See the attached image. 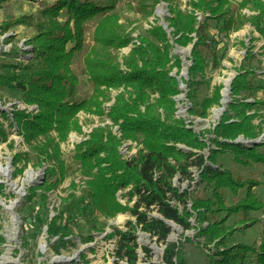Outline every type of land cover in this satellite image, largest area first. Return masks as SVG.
Segmentation results:
<instances>
[{
	"label": "trees",
	"instance_id": "trees-1",
	"mask_svg": "<svg viewBox=\"0 0 264 264\" xmlns=\"http://www.w3.org/2000/svg\"><path fill=\"white\" fill-rule=\"evenodd\" d=\"M8 1L0 0V8ZM180 2L140 0L137 6L144 18L151 16L160 3L166 4L168 16L164 18L166 28L157 22L150 23L135 37V42L113 10L116 0H54L40 6L36 15L23 14L1 23V33L18 24L33 25L35 29L28 41L33 48L31 59L22 65H7L8 70L0 73V88L39 108L35 114L14 113L19 132L34 151L36 161L39 156L47 155L51 147L52 153L48 156L56 159V168L62 174L65 166L57 153L58 144L49 132L55 130L63 140L69 130L78 128L75 116L79 111L104 115L102 103L111 100V90L117 91L106 117L117 127L119 137L110 125L95 127L72 155L81 174L89 178L81 193L71 194L58 217L48 223V234L56 237L55 252L66 242V225L72 216L90 220L97 211L106 218L127 212L133 220H127L124 229L113 228L107 235L116 237L114 264H137V249L149 258L150 249L137 243V230L164 245L162 264H180L181 243L168 240L172 227L165 220L183 231L195 229V236L214 245L215 251L208 255L206 264H264V222L257 245L227 244L232 230L258 222L257 214L264 213V202L255 191L259 185L264 187V141L248 145L233 142L238 136L257 138L264 121V115L259 113L264 100L254 97L256 92L264 90V84L257 79L251 64L256 58L253 47L245 48L246 54L235 68L227 110L211 129L201 133L186 127L184 119L176 117L174 97L182 91L171 71L176 69L177 74L181 61L170 53L173 44L191 46L190 65L186 69L188 79L180 80L187 88L185 94L190 103L187 113L206 118L221 97V85H210L207 72L219 68L226 56L223 38L249 23L264 39V0L237 3L188 0L185 8H181ZM242 9L251 13H243ZM94 20H97L94 44L82 59L91 96L68 101L67 88L77 82L71 68L72 58L83 47L86 23ZM129 44L128 53L119 58L118 51ZM218 48H223L219 55ZM260 116V121L254 123ZM203 133L214 135L208 139L214 148L208 147L207 157L202 152L207 143L199 136ZM0 137L5 139L3 129ZM39 137L43 141L32 145ZM123 140L140 145L128 159H122L118 150ZM178 144L188 149L179 148ZM222 153H228L243 169L260 167L263 181L253 176H234L218 161ZM192 167L198 172L201 195L190 196L188 189L180 190L173 181L178 177L180 182L190 183ZM54 171L55 168H50L45 174L49 176ZM126 187L129 190L123 205L116 201L115 192ZM226 193L231 195L229 204H226ZM152 209L158 217L149 216ZM192 217L196 224L191 223ZM231 218L237 220L230 225ZM91 238L89 233L84 239ZM145 264L155 263L146 260Z\"/></svg>",
	"mask_w": 264,
	"mask_h": 264
},
{
	"label": "rangeland",
	"instance_id": "rangeland-1",
	"mask_svg": "<svg viewBox=\"0 0 264 264\" xmlns=\"http://www.w3.org/2000/svg\"><path fill=\"white\" fill-rule=\"evenodd\" d=\"M54 0H10L5 2L0 8L1 23L15 19L20 15H36L40 6L52 3ZM140 0H116L114 11L119 15V22L122 23L127 32H131L134 37L132 42L136 41L137 35L148 28L150 23H160L168 16L165 3L156 5L153 13L148 18H144L137 4ZM181 8L186 7L188 0H180ZM239 0H231L237 3ZM147 3V2H145ZM162 10L161 15H157L156 9ZM243 13L250 14L247 9H242ZM201 18V17H200ZM97 20L86 23L84 29V43L80 51L73 55L71 68L76 75V84H70L67 88L68 101H80L91 96V87L88 83L86 74L82 69V59L89 53L93 41V30ZM35 29L33 25L18 24L10 27L6 32L0 31V73H5L7 65L25 64L32 57L33 48L28 42ZM172 43V40H170ZM225 44L226 56L221 60V66L213 71L207 72L210 78V85H221L219 104L213 106L208 111L206 118L192 117L187 113L190 107L186 98V85L178 81L181 93L174 97L176 102V117L183 118L186 127H191L194 132L201 133L205 129H211L220 119L227 105L231 101L230 79L228 83V97L223 104V110L217 118L212 117L213 110L222 106V93L225 88L224 80L235 76V68L239 66L240 61L246 54L249 46L253 47L255 59L251 64L255 67L257 79L264 84V39L253 30L249 23L244 25L236 32H232L228 37L223 38ZM221 45V44H220ZM69 46V45H68ZM190 46L179 47L172 46L170 53L177 55L181 61V68L176 74V69L171 74L179 76L183 69L190 65ZM131 44L121 48L118 51L119 58L128 53ZM223 48L217 49L219 55ZM209 58L211 53L207 55ZM258 59V60H257ZM17 72L18 69L14 68ZM184 71V72H185ZM180 78L188 79L187 73H182ZM116 90H111V100L102 103L104 115H96L91 111H79L75 118L78 125L77 129L68 131L66 137L61 140L55 130L49 132L53 142L58 144V156L63 161L65 170L60 174L56 168L58 162L55 158L49 157L52 148H48V154L39 156L36 161L35 153L30 145L25 141L23 135L19 132L18 125L14 120L15 111H25L35 114L39 111L36 104H26L16 98L12 92L5 88H0V129L4 131V138L0 137V264H114V246L115 236L107 235L113 231V228L124 229L125 222L133 217L127 212H119L113 217H103L98 211L93 215V219H85L79 216H72V220L66 225L68 235L64 238L65 243L54 251L56 237L48 234V223L54 221L58 213L68 202L71 194L79 195L86 186L88 176L82 175L78 163L72 158L76 146L88 138L91 130L98 126L110 125L112 132L119 137L117 127L112 125L106 117L108 107L113 102V96ZM255 98L264 100V90H259L254 95ZM250 100V99H249ZM220 105V106H219ZM5 114H2V113ZM259 113L264 115V106L259 109ZM262 117L254 119L258 123ZM261 132L255 139H244L238 136L233 142H239L244 145L253 143V141H264V121L261 122ZM204 137L207 143L203 149L205 157L208 155V147L214 148V144L208 141L214 135L210 133L199 134ZM42 137L32 141V145L42 142ZM118 150L122 159H128L140 147L136 142L123 140ZM179 148L188 149L184 145L178 144ZM41 159V161H40ZM218 161L234 176L254 177L263 181V175L260 167L243 169L231 160L228 153H222L218 156ZM55 168L52 175L47 176L45 171ZM193 180L188 183L186 180L180 182L178 177L174 178V184L180 190L188 189L190 196L201 195L198 172L195 168H190ZM48 183H52L47 187ZM34 187V188H33ZM33 189V191H32ZM129 187L117 189L115 199L120 204H126L127 191ZM259 198L264 202V187L259 185L255 187ZM226 204L231 202V195L225 194ZM130 201L129 204H132ZM190 207V203L188 204ZM149 216L158 217L155 209L149 212ZM259 219L256 223H250L247 227H236L232 230L231 238L227 244L257 245L260 242V235L263 228L264 213L257 214ZM192 224L194 218L191 219ZM237 218H231L228 224H233ZM63 222V221H62ZM60 221V223H62ZM93 222V223H92ZM94 227H92V225ZM172 230L168 236L169 241L180 242L181 253L179 255L180 264H206L209 262L208 255L215 251L214 245L206 244L202 237L195 236V229L183 231L179 226L171 223ZM205 225V223H203ZM92 231V232H91ZM92 235V238L85 240L86 236ZM137 243L141 246H147L150 249V256L146 258L141 249H137V264H145L146 260L155 264H162V252L164 245L157 243L139 230L136 232ZM221 249V248H218ZM126 264V263H122ZM177 264V263H176Z\"/></svg>",
	"mask_w": 264,
	"mask_h": 264
},
{
	"label": "bare ground",
	"instance_id": "bare-ground-1",
	"mask_svg": "<svg viewBox=\"0 0 264 264\" xmlns=\"http://www.w3.org/2000/svg\"><path fill=\"white\" fill-rule=\"evenodd\" d=\"M155 14L161 15L162 14V10L160 8H157ZM229 79L230 78L224 80V83L223 84L225 85V88H224L223 93H222V99H221L222 106L221 107H218V108H215L213 110L212 117L214 119L217 118L219 116V114L222 112L223 107H224L223 104L227 101V98H229L228 97V83H229Z\"/></svg>",
	"mask_w": 264,
	"mask_h": 264
},
{
	"label": "water",
	"instance_id": "water-1",
	"mask_svg": "<svg viewBox=\"0 0 264 264\" xmlns=\"http://www.w3.org/2000/svg\"><path fill=\"white\" fill-rule=\"evenodd\" d=\"M159 24L162 25L163 28H166V23L164 22L163 19H161V21H160ZM189 48L191 49V46H190ZM184 71H185V69H183V71L181 72V74H182V73L185 74L186 71H185V72H184ZM181 74H180L179 76H176V79L179 81L180 84H181V82H180V81H181V80H180V76H181ZM233 77H234V76H233ZM233 77L230 78V81L232 80ZM229 87H230V86H229ZM229 87H228V88H229ZM228 90H229V89H228ZM257 142H258V141H253V143H257ZM165 222H166L167 224H169L170 226L172 225L170 222H168V221H166V220H165ZM171 227H172V226H171Z\"/></svg>",
	"mask_w": 264,
	"mask_h": 264
},
{
	"label": "built area",
	"instance_id": "built-area-1",
	"mask_svg": "<svg viewBox=\"0 0 264 264\" xmlns=\"http://www.w3.org/2000/svg\"><path fill=\"white\" fill-rule=\"evenodd\" d=\"M188 102V101H187ZM189 103V102H188Z\"/></svg>",
	"mask_w": 264,
	"mask_h": 264
}]
</instances>
